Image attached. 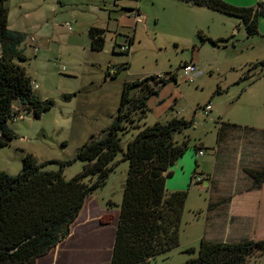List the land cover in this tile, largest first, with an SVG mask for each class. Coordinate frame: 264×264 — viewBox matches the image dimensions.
Segmentation results:
<instances>
[{
  "label": "rangeland",
  "instance_id": "1",
  "mask_svg": "<svg viewBox=\"0 0 264 264\" xmlns=\"http://www.w3.org/2000/svg\"><path fill=\"white\" fill-rule=\"evenodd\" d=\"M225 1L235 6L255 7L264 0ZM126 2L134 5V9L140 7L138 24L122 14L117 31V25L112 23L114 30L106 34L105 48L96 51L91 49L89 35L85 34L86 20L108 21V16L100 13L105 7L103 0H67L66 8L57 0H9V28L27 36L22 45L27 60L17 63L38 84L35 94L52 100L54 106L39 119L32 113L21 112L20 118L10 121L17 138L0 149V171L17 175L22 171L27 153L39 164L73 160L80 147L92 136H101L114 122L126 82L169 72H177L178 80L166 83L149 100L150 111L141 126L165 124L175 117L190 120L195 116L199 123L176 136L180 141L190 138L192 150L185 158L193 163V171L196 161L200 164L199 172L204 175L213 173L218 163L215 178L220 177L224 158L219 155L216 161L215 157L219 121L264 130V17L259 18V33L250 37L239 18L207 7L177 0ZM120 16L113 13L114 18ZM67 22L71 23L72 30ZM131 38H134L131 51L124 53L120 46L128 45ZM211 40L220 41L215 45ZM192 58L197 62L198 71L194 73V81L189 82L180 65ZM122 64L126 68L116 75ZM210 102L213 111L204 117L199 108ZM139 131L133 129L122 135L124 148ZM243 135L238 129L229 131L225 145L230 146L231 155V147L240 144ZM263 138L253 135L245 140L258 142ZM197 145H205V155L197 156L193 152ZM122 158L120 152L116 161ZM256 158L257 164H264V148ZM228 163L226 175L232 180L236 176L234 159ZM83 165V161H75L64 169V176L74 177ZM59 168L58 163H49L44 169ZM128 169V161L119 163L107 184L87 198L73 225L71 238L41 257L37 264H90L93 257L107 263L109 233L113 232L118 218V210L109 207L108 202L121 204ZM246 174L249 172L241 169L237 175L248 177ZM183 177L187 178V173ZM173 179L167 181L169 191L173 189ZM190 184L189 175L180 245L157 256L150 264H187L197 256L200 241L195 238L206 222L212 192L204 183ZM224 188L227 187L221 185L219 192L226 194ZM84 237L90 242H84ZM193 246L197 249L195 253L188 251ZM247 264H264V255L251 256Z\"/></svg>",
  "mask_w": 264,
  "mask_h": 264
},
{
  "label": "trees",
  "instance_id": "2",
  "mask_svg": "<svg viewBox=\"0 0 264 264\" xmlns=\"http://www.w3.org/2000/svg\"><path fill=\"white\" fill-rule=\"evenodd\" d=\"M177 1L239 18L250 37L259 33V18L264 17V1L255 7L235 6L225 0ZM8 2L0 0V149L17 138L10 121L20 118L21 112L32 113L39 119L54 106L52 100L35 94L34 81L26 68L17 63L27 60L22 48L27 36L9 28ZM106 32L96 26L89 28L93 50L105 48ZM219 41L211 40L215 45ZM128 46L129 50L124 53H130L131 46ZM125 68L126 64L120 65L116 75ZM177 80V72H169L163 77L157 74L126 82L114 122L101 136H92L80 147L73 160L39 164L27 153L20 173L0 171V264H37L67 239L87 198L107 184L121 161L129 163L123 199L118 206L108 202L109 207L120 210L111 264H150L157 256L179 247L188 190L169 191L167 181L173 177L177 161L192 150L190 138L180 141L176 136L193 126L195 117L190 120L175 117L165 124L141 126L150 111L149 100L166 83ZM218 123L217 145L227 141L230 130L247 134L255 130L227 121ZM133 129L140 131L124 148L122 135ZM206 149L204 145H197L193 152L205 154ZM120 152L123 158L116 161ZM77 160L84 162L82 171L67 179L64 169ZM49 163H58L60 168L44 169ZM247 171L257 179L264 178V167ZM197 174L195 171L193 178L202 183L204 178ZM188 251L195 253L197 249ZM253 255H264V239L202 238L197 256L187 264H247Z\"/></svg>",
  "mask_w": 264,
  "mask_h": 264
},
{
  "label": "crops",
  "instance_id": "3",
  "mask_svg": "<svg viewBox=\"0 0 264 264\" xmlns=\"http://www.w3.org/2000/svg\"><path fill=\"white\" fill-rule=\"evenodd\" d=\"M57 1L62 8L67 7L68 4L67 0H57ZM69 2H71L70 4H73V1H69ZM103 2L105 4V7L100 9V13L107 15L108 21L103 23V21H101L100 19L98 22L86 20L87 27L85 34L87 33L89 35V28L91 26H96L106 29L107 30L106 34L108 32H112L114 30L112 29V25H111L112 23L117 25L115 27V31H117V28L119 27L120 22L124 17L122 14H126L127 16H129L128 19L132 20L133 23H135L136 25L138 24L139 19H141L140 7L134 9V5L127 3L126 0H112V3H110L108 0H103ZM113 13L121 16L119 18L118 17L114 18ZM126 15L125 17H127ZM133 39L134 38H131L129 41L130 46L132 44L131 42H133ZM90 42H91V38H90ZM115 48L118 47L116 46ZM190 63L196 66L195 72H197L198 71L197 62L195 61L194 58H192V60L190 61H185L183 64L180 65V68L183 69V67L186 64H190ZM177 79H178V74H177ZM212 111H213V106L211 112ZM195 113H197V110ZM254 128L255 130L249 131L250 133L248 134L245 131H242L244 135L240 138L241 140L240 144L233 145L230 149L232 150V155L228 150L230 146L225 145L226 141L220 145H217L215 149L216 161L219 155L223 156L224 158L222 165L223 170L221 171L222 173L220 177L216 176L215 178V174H217L218 172L217 162H216L217 166L215 171L213 173L207 172L206 175H204L201 174V172H199L200 164L198 161H196L195 163L196 167L193 171L194 168L193 163L190 162L189 158H185L187 154L183 158L178 160L176 165L173 167L174 175L173 177L168 179L171 181L172 178H174L172 183V187H173L172 191L186 190L185 186L186 184H188L189 175L191 176V184H193V182L196 181L195 178H193V175L194 172L197 171L198 173L197 175H201L204 178L202 182L204 183V186L209 188L210 191L212 192L211 198L209 199V203L207 206L206 222L202 227L199 235L195 238L196 240L200 241L202 238H207L211 240H223V241H240L246 238L264 239V178L257 179L256 177H253L250 174L249 175L246 174L248 177L240 178V176L237 175L240 173L241 169H243L244 171L261 170L264 167V164L263 165L257 164L258 160L256 158V156H259L261 152H263L264 138L261 141H258L260 142V144L258 145L256 144L258 142L252 139L245 140V138L253 135L264 136V134L262 133L263 130L256 127ZM254 148L255 150H253ZM257 148L262 151L256 150ZM229 154L231 155V157ZM197 156L199 155L197 154ZM230 159H234L235 162V166L233 168L235 169L234 173L236 176L233 175L234 178H232V180L228 178L226 175L228 174L226 173V170L227 171L229 170L228 166L230 163L228 162L230 161ZM186 173H187V178L183 177V175ZM202 173H205V171H202ZM197 184H201V183H197ZM229 184L232 185V187L229 186ZM218 185H220V188L221 185L223 186L225 185V187L227 188H224L223 191L226 190L227 193L224 194L221 193V191L219 192L220 188L218 189ZM115 208L118 210V218L113 232L110 231L109 233V239L111 240V242L107 246L108 257L106 264H111L112 252L116 237V230L120 216L119 207H115ZM72 230H73V226H72ZM72 234L73 232H71L70 236L67 239H65L63 242H61V244H64L69 238H71ZM83 240L86 243L90 242V240H88V238L85 237ZM61 244H59L58 246H60ZM191 248H195V247L193 246ZM89 257L91 256L89 255ZM97 259L93 257L94 261L90 262V264L92 263L104 264L102 259L99 258Z\"/></svg>",
  "mask_w": 264,
  "mask_h": 264
},
{
  "label": "built area",
  "instance_id": "4",
  "mask_svg": "<svg viewBox=\"0 0 264 264\" xmlns=\"http://www.w3.org/2000/svg\"><path fill=\"white\" fill-rule=\"evenodd\" d=\"M66 25L68 26V28L70 30H72V26H71V23L70 22H67ZM120 49L123 51V52H126L127 50H129V46L128 45H122L120 46ZM36 50L38 51V48H36ZM183 70H184V75H185V78L186 80H188L189 82H193L194 81V78H195V71H196V66L192 63L190 64H186L184 67H183ZM164 75V74H163ZM163 75H159V77H163ZM33 85L35 88H38V84L36 82H33ZM212 110V104L211 103H208L206 104L204 107H201L200 108V111L202 113V115L204 117H207L209 116L210 112ZM195 123H199V120L198 119H195ZM204 152L201 151L199 153V155H203ZM198 180H200L198 178ZM202 181V180H201Z\"/></svg>",
  "mask_w": 264,
  "mask_h": 264
}]
</instances>
